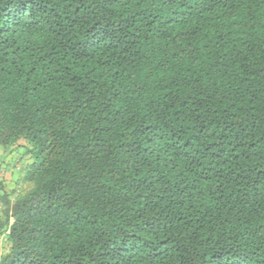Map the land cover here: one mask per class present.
Segmentation results:
<instances>
[{
  "label": "trees",
  "instance_id": "1",
  "mask_svg": "<svg viewBox=\"0 0 264 264\" xmlns=\"http://www.w3.org/2000/svg\"><path fill=\"white\" fill-rule=\"evenodd\" d=\"M0 264H264V0H0Z\"/></svg>",
  "mask_w": 264,
  "mask_h": 264
},
{
  "label": "rangeland",
  "instance_id": "2",
  "mask_svg": "<svg viewBox=\"0 0 264 264\" xmlns=\"http://www.w3.org/2000/svg\"><path fill=\"white\" fill-rule=\"evenodd\" d=\"M31 162L22 148L0 147V173L8 184L7 189H13L19 184L17 180Z\"/></svg>",
  "mask_w": 264,
  "mask_h": 264
}]
</instances>
